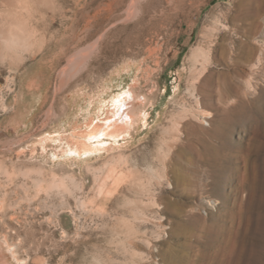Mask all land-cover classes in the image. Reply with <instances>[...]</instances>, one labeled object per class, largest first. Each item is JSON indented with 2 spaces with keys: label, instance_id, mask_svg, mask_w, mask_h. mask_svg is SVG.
Listing matches in <instances>:
<instances>
[{
  "label": "rangeland",
  "instance_id": "rangeland-1",
  "mask_svg": "<svg viewBox=\"0 0 264 264\" xmlns=\"http://www.w3.org/2000/svg\"><path fill=\"white\" fill-rule=\"evenodd\" d=\"M135 2L0 0V264H264V0ZM17 21L41 52L3 51ZM44 52L50 91L14 126L20 74ZM118 79L150 95L140 125L69 159L114 117L101 108ZM192 92L209 125L180 116ZM223 113L244 123L214 179L179 151L212 142Z\"/></svg>",
  "mask_w": 264,
  "mask_h": 264
},
{
  "label": "bare ground",
  "instance_id": "bare-ground-1",
  "mask_svg": "<svg viewBox=\"0 0 264 264\" xmlns=\"http://www.w3.org/2000/svg\"><path fill=\"white\" fill-rule=\"evenodd\" d=\"M136 2H137V0H136ZM137 14H135V15H137ZM35 31L33 29L29 28L25 21H17L15 23H13L7 30L5 29V31L2 32V40H3L2 43L5 46V49L3 51H6L7 49L9 50L10 48H17V49H20L21 51H25V50L31 51L33 48L38 47V52H41L43 50V44L44 43L43 42L37 43L36 41H34L35 34L37 32V31L36 32ZM4 46H2V47H4ZM12 51H13V49H12ZM19 53H20V51H19ZM208 55L209 54H207V52H205V50L201 49V48H196L192 51V57L194 59H197L198 57L207 58ZM122 74L123 73H121L119 76H122ZM133 81L134 82L131 84L129 91H121L120 92V90H119V92H118V89L121 88V85H120L121 81H120V83H116L113 80L115 88L112 90H116V92L110 93L112 99L110 102L104 103V106L101 108V114H103V112L107 111L108 114L111 115V109H110L111 107L109 108V110H107L108 106L111 105V106H113V108L115 110L114 117L109 116L108 119L106 120V125L104 127L105 131H103V129H102V131H97V132L94 131L93 133H90L88 135L89 141L84 142L82 144L81 148L71 150L72 156L69 159H77L80 161H90V160L94 159L95 157L99 156L100 154L104 153L107 149V148L106 149L105 148H99V146H93L94 144H92V142H96V141H93L92 139H95L96 137L103 138L104 136L105 137L108 136L109 138L110 137L115 138V137L122 135L123 133L129 134L132 131H134L135 129H137L136 127L139 126L141 123V113H142L143 105H144V103L145 104L148 103V101H149L148 98L150 95L149 96L138 95L134 91L135 88L137 89L136 81L135 80H133ZM107 91L109 92L108 89H107ZM193 92H195V90ZM193 92L191 95H192L193 99L195 100V103H194L195 106L190 107V106H187L185 104H181L180 116L182 118H185V119H191V120L209 125V123L206 121V118L213 117L212 113L210 111L203 109L201 99H199L198 96H196L195 93H193ZM103 98H104V101L107 99V92L104 93ZM142 98H144V100L141 101ZM178 115H179V111H178ZM221 116H222V118L219 122V125L216 126L215 128H213L212 132H211V135H212L211 140H213L212 142L216 141V142H218V144H214V143L210 142V140L205 139L201 135L199 142H200L202 149H199V148L192 145V146L180 148V151H179V154L180 153L192 154L193 158H191L189 165L191 164L192 166H197L198 168L205 167V168L210 169L212 177L214 179H217V177L219 176V172H220V162H219L220 159H219V157H215V156H218V155L223 156V151L228 144V138H229L230 134L234 131L235 127H239L241 124L244 123L243 117H239L238 120H235L233 118V116H231V114L223 113ZM14 122H17V121L15 120ZM14 122H13V124H14ZM190 125H192V124H190ZM199 131L203 135H204V133H206V131L204 129H201V128H199ZM96 143L99 144V142H96ZM58 158H59V156H58ZM149 171L151 174H154L152 168H150ZM182 183H184V182H182ZM174 210H176V209H174ZM179 210H181V209H178V211ZM184 213H186V212H184ZM184 213H183V211L179 212V215L181 214L182 219H184V216H186V214H184ZM195 215L196 214L191 215V217L189 216V218H191L190 223L193 222V218L196 217ZM180 223L181 222H179V225H180Z\"/></svg>",
  "mask_w": 264,
  "mask_h": 264
},
{
  "label": "crops",
  "instance_id": "crops-1",
  "mask_svg": "<svg viewBox=\"0 0 264 264\" xmlns=\"http://www.w3.org/2000/svg\"><path fill=\"white\" fill-rule=\"evenodd\" d=\"M55 70L56 57L51 52H44L23 68L18 80V98L13 107L16 113L10 120L19 113L26 115L23 119H20L22 116L15 118L13 122H17H12V125L22 126L24 121H29L27 117L30 116L33 106L46 99L55 78Z\"/></svg>",
  "mask_w": 264,
  "mask_h": 264
}]
</instances>
